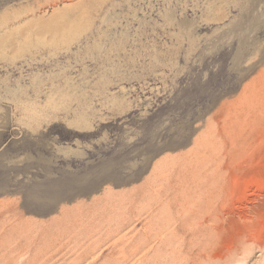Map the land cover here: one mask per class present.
Segmentation results:
<instances>
[{"label":"rangeland","instance_id":"obj_1","mask_svg":"<svg viewBox=\"0 0 264 264\" xmlns=\"http://www.w3.org/2000/svg\"><path fill=\"white\" fill-rule=\"evenodd\" d=\"M263 102L264 0H0V264H264Z\"/></svg>","mask_w":264,"mask_h":264},{"label":"bare ground","instance_id":"obj_2","mask_svg":"<svg viewBox=\"0 0 264 264\" xmlns=\"http://www.w3.org/2000/svg\"><path fill=\"white\" fill-rule=\"evenodd\" d=\"M257 88V87H256ZM258 94V93H257ZM264 103V102H263ZM261 109V108H260ZM223 136V135H222ZM230 137V136H229ZM252 143V142H251ZM242 155V154H241ZM239 156V155H238ZM240 157H242V156H240ZM252 191V190H251ZM216 194V193H215ZM264 196V195H263ZM223 197V196H222ZM213 198V197H212ZM217 198V197H216ZM254 198V197H253ZM214 199V198H213ZM261 199V198H260ZM251 208H253V207H251ZM201 210V209H200ZM199 210V211H200ZM246 210V209H245ZM254 210V209H253ZM201 212V211H200ZM246 213V212H245ZM195 215H197V213H194ZM248 214V213H247ZM246 214V215H247ZM199 215V214H198ZM200 215H201V213H200ZM212 216V215H211ZM245 216V215H244ZM247 217V216H246ZM201 218V217H200ZM241 218V217H240ZM206 219V218H205ZM211 220V219H210ZM209 220V221H210ZM205 221H207V220H205ZM208 222V221H207ZM215 226V225H214ZM213 226V227H214ZM217 226V225H216ZM254 226V225H253ZM218 228V227H217ZM120 229V228H119ZM216 229V228H215ZM219 229V228H218ZM223 229V228H222ZM219 234V233H218ZM246 234V233H245ZM237 236V235H236ZM243 236V235H242ZM239 237V236H238ZM244 237V236H243ZM250 237V236H249ZM252 237V236H251ZM245 238V237H244ZM239 239H241V238H239ZM246 239H247V236H246ZM252 240V239H251ZM259 241H261V239L259 240ZM237 242V241H236ZM246 242V243H245ZM247 242H251V241H244V242H241V243H238V245H236L234 248L233 247H230V248H233L232 250H230V252L227 254V256H229L230 258L228 259V260H224V257H227V256H220L221 255V253H220V251H219V253H220V255H218V253H217V255H215V254H212L213 252L212 251H214V249L211 251V252H209V251H207V249H206V253L207 254H203V250L204 249H199V251H197L195 254L197 255V256H199L200 258H206L208 261L207 262H201V261H194V262H192V264H216V263H221V264H240V262L242 261V260H240V258H239V256L241 255V254H243L246 250H247V248L248 247H246V245H247ZM264 242V241H263ZM235 243V242H234ZM254 243V242H253ZM258 244V243H257ZM234 245V244H233ZM261 248H264V245L263 246H260ZM215 250H216V248H215ZM229 250V249H228ZM122 252H124V251H122ZM217 252V251H216ZM222 255H224V252L222 253ZM228 258V257H227ZM224 260V261H223ZM245 260V259H244ZM224 262V263H223Z\"/></svg>","mask_w":264,"mask_h":264}]
</instances>
